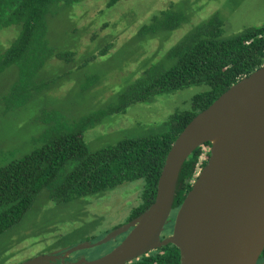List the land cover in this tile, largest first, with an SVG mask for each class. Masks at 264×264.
<instances>
[{"label": "trees", "instance_id": "trees-1", "mask_svg": "<svg viewBox=\"0 0 264 264\" xmlns=\"http://www.w3.org/2000/svg\"><path fill=\"white\" fill-rule=\"evenodd\" d=\"M82 1L0 0V39L3 41L0 40V74L10 66L16 71L1 96L3 112L17 109L35 95L51 92L61 85L66 76H61L56 83L55 78L43 76L44 70L48 69L47 63L53 58L69 63L77 53L69 47L70 44L66 49H60L50 41L49 22L61 10L65 12V22L69 18L73 20L70 6ZM117 1L107 0L106 5L111 6ZM186 21L188 15L169 3L142 23L135 36L152 39L179 28ZM12 25L16 28L4 30ZM184 28L187 31L175 35L177 39L185 32L163 56L168 62L161 59L145 67L104 106L69 121L50 113L49 117H38L39 121H52L46 122L40 133L41 144L0 165V234L23 216L42 190L49 199L66 202L99 195L122 183L141 179V201L131 208L128 218L137 216L153 201L165 156L178 133L231 84L264 63V23L224 36L223 20L213 13L198 24ZM64 29L68 36L72 34L66 27ZM8 31L13 35L4 42L3 35ZM107 46L101 48L98 55L106 54ZM95 56L93 54L91 59ZM87 61H81L77 68H83ZM84 80L83 88L103 82L94 74ZM195 84H205L208 89L193 95L190 108L177 109L160 123L159 132L123 137L97 150H90L85 143L84 131L105 117L124 113L131 104L148 102L157 94ZM209 145L206 142L198 146L184 161L176 182L174 211L205 164ZM179 262L178 248L169 243L127 264Z\"/></svg>", "mask_w": 264, "mask_h": 264}, {"label": "rangeland", "instance_id": "rangeland-1", "mask_svg": "<svg viewBox=\"0 0 264 264\" xmlns=\"http://www.w3.org/2000/svg\"><path fill=\"white\" fill-rule=\"evenodd\" d=\"M106 3L107 0H83L70 6L73 20L65 22L64 10L50 18V41L60 49L70 44L77 53L69 63L55 58L47 63L43 76L55 78V83L66 76L56 89L37 94L25 105L3 112L1 96L15 76V67L10 66L0 74V165L41 144L40 133L46 122L52 121H39V116L52 114L68 121L79 118L104 106L145 67L161 59L168 62L163 56L187 31L185 26L198 24L213 13L223 20L224 36L264 23V0H118L111 6ZM169 3L187 14L188 21L152 39L136 37L137 28ZM65 27L73 36H68ZM13 28L16 26L4 30ZM182 30L186 31L176 39L175 35ZM12 35L8 31L2 39L6 42ZM107 44L108 52L98 55ZM93 54L96 56L91 59ZM85 60L88 61L84 67L77 68ZM93 74L103 82L83 88L84 79ZM207 89L205 84H195L157 94L148 102L131 104L124 113L109 115L86 129L84 141L90 150H97L123 137L159 132L160 123L175 110L190 108L193 95ZM142 186L143 181L138 179L99 195L66 202L51 200L45 190L40 191L23 216L0 234V264H18L52 246L98 240L128 218L130 209L141 201Z\"/></svg>", "mask_w": 264, "mask_h": 264}, {"label": "water", "instance_id": "water-1", "mask_svg": "<svg viewBox=\"0 0 264 264\" xmlns=\"http://www.w3.org/2000/svg\"><path fill=\"white\" fill-rule=\"evenodd\" d=\"M208 142V157L180 203L172 231L168 222L180 169ZM131 227L106 254L62 264H125L167 244L179 250V264H255L264 249V63L243 75L178 133L164 159L153 201L129 222L95 242L84 241L65 255L105 243ZM39 255L19 264H44Z\"/></svg>", "mask_w": 264, "mask_h": 264}, {"label": "flooded vegetation", "instance_id": "flooded-vegetation-1", "mask_svg": "<svg viewBox=\"0 0 264 264\" xmlns=\"http://www.w3.org/2000/svg\"><path fill=\"white\" fill-rule=\"evenodd\" d=\"M176 211H177V209L175 211L173 209L171 210L170 215H169V218H168V222L164 225V229L162 230V232L160 234V237L161 238H164L165 236H167V235H169L171 233L172 227H173V221H174V217H175ZM130 212H131V209H130ZM134 217H136V216H134ZM134 217L127 218L124 222L113 226V229L116 228V227H118V226H121V225H123V224H125L127 222H129ZM130 229H131V227H129L126 231L118 234L117 236H115L111 240H109V241H107L105 243H102L101 245L92 247V248L75 250V251L69 253L68 255H65V251L66 250H68L69 248H71V247H73V246H75L77 244H75V245L72 244V245L52 246L51 248H48L46 250H43V251L37 253L36 255H33V256L29 257V258H26L23 261H26V260H28L30 258L39 256V255H45V254L57 255L58 258L55 259L54 261H49V263H44V264H62L63 262H68V261H71V260H76V259H78L80 257H85V259H87V260H92V259L98 258V257L106 254L112 248H114L128 234V232L130 231ZM107 232H109V231H107ZM103 237L104 236L100 237L98 240H100ZM98 240H96V241H98ZM88 242H95V241H88ZM101 247H103V249L98 250ZM136 258H138V257H136ZM129 262H131V260ZM129 262H127V263H129ZM127 263H125V264H127ZM255 264H264V249L262 250V252L258 256Z\"/></svg>", "mask_w": 264, "mask_h": 264}]
</instances>
